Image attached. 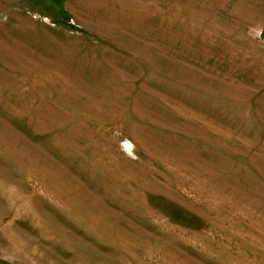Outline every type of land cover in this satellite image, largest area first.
I'll list each match as a JSON object with an SVG mask.
<instances>
[{
  "label": "rangeland",
  "instance_id": "rangeland-1",
  "mask_svg": "<svg viewBox=\"0 0 264 264\" xmlns=\"http://www.w3.org/2000/svg\"><path fill=\"white\" fill-rule=\"evenodd\" d=\"M0 263L264 264V0H0Z\"/></svg>",
  "mask_w": 264,
  "mask_h": 264
},
{
  "label": "water",
  "instance_id": "water-1",
  "mask_svg": "<svg viewBox=\"0 0 264 264\" xmlns=\"http://www.w3.org/2000/svg\"><path fill=\"white\" fill-rule=\"evenodd\" d=\"M0 264H3V263H0Z\"/></svg>",
  "mask_w": 264,
  "mask_h": 264
}]
</instances>
